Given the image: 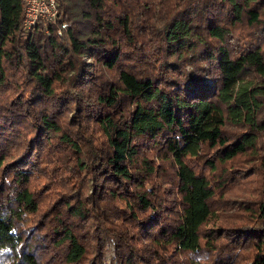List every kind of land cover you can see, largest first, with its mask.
<instances>
[{
  "label": "trees",
  "instance_id": "trees-1",
  "mask_svg": "<svg viewBox=\"0 0 264 264\" xmlns=\"http://www.w3.org/2000/svg\"><path fill=\"white\" fill-rule=\"evenodd\" d=\"M56 2L0 0V264H264V0Z\"/></svg>",
  "mask_w": 264,
  "mask_h": 264
},
{
  "label": "built area",
  "instance_id": "built-area-1",
  "mask_svg": "<svg viewBox=\"0 0 264 264\" xmlns=\"http://www.w3.org/2000/svg\"><path fill=\"white\" fill-rule=\"evenodd\" d=\"M24 12L21 21L23 31L30 29L36 22L42 20L46 23L56 20L58 15V5L56 0H22ZM67 27L66 22H61L56 30L57 35H61L63 29Z\"/></svg>",
  "mask_w": 264,
  "mask_h": 264
},
{
  "label": "rangeland",
  "instance_id": "rangeland-1",
  "mask_svg": "<svg viewBox=\"0 0 264 264\" xmlns=\"http://www.w3.org/2000/svg\"><path fill=\"white\" fill-rule=\"evenodd\" d=\"M249 184H250V181H248L247 179L241 181V184H240L238 190H236V191H239V192H243L244 193L245 192V189H246L244 187L247 186V185H249ZM45 196H46V194L44 193L42 195V199H46ZM222 197H224V195ZM225 197L227 198V200L224 201V205L227 206V209L229 210L233 206V204H235V203L230 200V198H231L230 196H225ZM224 215L226 217L234 218L235 215L237 216L238 214H232V215L231 214H224ZM224 215L223 214L219 215V220L222 219V217H224ZM207 227H209V225H207ZM221 231L222 230H218V233H220ZM223 241H224V238H220V239L218 238V240H217V242H223ZM109 249L111 250V248H109ZM247 251H248V249H244L242 251H240V250L237 251L233 255V258H232V261H231L232 263H230V264H245L244 260L242 258H240V257H243V255H246L247 254ZM200 261H201L202 264H206L207 263V261L204 260V259H202Z\"/></svg>",
  "mask_w": 264,
  "mask_h": 264
}]
</instances>
